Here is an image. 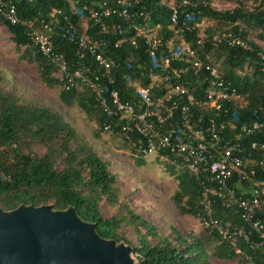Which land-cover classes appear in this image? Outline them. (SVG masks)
I'll return each mask as SVG.
<instances>
[{"label": "trees", "instance_id": "16d2710c", "mask_svg": "<svg viewBox=\"0 0 264 264\" xmlns=\"http://www.w3.org/2000/svg\"><path fill=\"white\" fill-rule=\"evenodd\" d=\"M13 1L21 19L32 20L37 30L48 35L44 25L52 28L55 50L63 54L70 71L82 65L94 68V59L79 47L76 35H73V29H69L68 24L82 37L104 38L108 45L106 57L113 62V81L109 83L100 72L101 83L106 92L118 90L123 102L137 104L126 76L131 74L128 61L141 62L146 59L142 39L135 38L137 48L132 46L130 39L134 36V30L131 23L117 16L106 19L108 33L103 34L84 9L103 3L113 6L117 0H77L76 5L68 0ZM127 1L130 3L127 9L134 14V24L144 25L147 22L149 27L159 25L164 41L170 40L171 32L166 30L170 25V10L160 0ZM190 1L194 6L182 9L180 22L185 19V12L194 10L196 22L202 19L212 22L203 31L208 36L231 33L249 46V49H243L230 46L227 41L212 44L205 40V47L198 51L203 61L220 65L230 88L245 99L244 105L233 102L227 106L228 119L236 121V124L264 121V50L249 39L251 33L257 32V38L264 41V0H225L238 7L223 12L213 10L208 5L211 0ZM52 10L59 13L52 17ZM0 22L12 35L15 49L22 53L21 58L36 65L41 81L48 86H60V100L68 105L76 103L86 118L96 124L95 138L104 132L105 124L114 125L113 119L102 113L95 97L85 87L78 84L66 89L65 81L53 75L56 69L49 65L45 57L36 53L25 27L11 25L1 19ZM114 24H119L121 34H118ZM200 32V28H195L191 34L187 33L186 40L193 49L198 47L196 40ZM124 34L125 42L114 48L113 44ZM236 70H242L244 75H238ZM187 79L192 86L199 89L202 86L189 74ZM7 81L0 72V209L10 211L21 204L35 207L53 205L56 210L73 207L82 220L95 224L101 237L131 245L135 264H210V255L220 261L236 260L237 264H248L242 255L235 254L214 234H208L203 241H187L173 229L176 233L175 244L162 237L153 224L133 210L123 196L116 176L111 173L109 162L85 136L60 112L44 103L24 100L15 91H4ZM211 115L216 116L213 112ZM223 120L226 119L220 114L217 121ZM112 132L118 134V128L113 126ZM250 140L264 142V130ZM123 141L125 147L131 149L129 143ZM139 158L142 159L141 156ZM167 169L177 180L172 195L176 209L181 215L199 218L202 212L201 187L188 173L176 174L171 167ZM103 204L108 206L106 213L101 209ZM214 216L223 222L240 224L238 217H232L227 209L221 207L220 201L214 206ZM124 228L133 231L136 244L121 237ZM215 241L217 244L213 245ZM239 246L255 262L264 264V254H253L243 243H239ZM209 248L210 255L207 253Z\"/></svg>", "mask_w": 264, "mask_h": 264}, {"label": "built area", "instance_id": "2783aa9c", "mask_svg": "<svg viewBox=\"0 0 264 264\" xmlns=\"http://www.w3.org/2000/svg\"><path fill=\"white\" fill-rule=\"evenodd\" d=\"M68 1L73 5L78 3ZM160 1L170 10V25L166 30L171 32V38L167 42L159 25L134 24V14L126 7L130 4L127 0H117L113 6L103 3L84 7L103 34L108 33L106 19L117 16L131 23L132 46L137 48L135 38L142 39L146 59L128 61L131 74L126 76L137 104L123 102L118 90L106 92L101 83L100 72L109 83L113 81V62L106 57L108 45L104 38L82 37L68 24L79 47L94 59V68L82 65L70 71L63 54L55 50L50 26L44 25L48 35L37 30L32 20L21 19L13 0H0V19L25 27L31 46L56 69L53 75L65 81L66 89L80 84L95 97L102 113L113 119L114 125L105 124L104 131L112 132L113 126L117 127L118 134L129 143L135 155L152 158L174 170H185L193 177L202 190L199 220L203 230L216 235L248 264H261L242 250L239 243L255 255L264 254V142L250 140L264 130V121L236 124L228 119L227 106L233 102L244 105L245 99L230 88L220 65L203 61L198 52L205 47V40L212 44L227 41L230 46L243 49L249 46L231 33L208 36L201 31L196 40L198 47L193 49L186 36L200 28L202 20L196 22L194 10L185 12L182 22L180 16L183 8L194 5L190 0ZM208 5L218 11L212 3ZM58 13L52 10L51 16ZM113 26L121 34L119 24ZM125 37L124 34L116 41L114 48L120 47ZM236 73L244 75L242 70ZM188 74L201 83L200 89L188 83ZM220 114L226 120L218 122ZM218 201L232 217H238L240 224L223 222L214 216Z\"/></svg>", "mask_w": 264, "mask_h": 264}, {"label": "rangeland", "instance_id": "374dc122", "mask_svg": "<svg viewBox=\"0 0 264 264\" xmlns=\"http://www.w3.org/2000/svg\"><path fill=\"white\" fill-rule=\"evenodd\" d=\"M210 3L214 9L221 12L238 7L225 0H211ZM211 24L209 20L202 19L199 24L201 31ZM257 35V32H253L249 39L258 43L264 50V41L258 39ZM21 55V51L15 49L12 35L0 22V72L8 80L4 91H15L24 100L40 101L60 112L67 122L83 134L109 162V169L116 176L127 202L134 211L153 224L162 237L175 244L176 233L173 229L187 241L192 239L203 241L208 237L199 218L181 215L176 209L172 195L177 180L167 167L152 158L140 159L129 147H125L123 139L118 134L104 131L99 138H95L96 124L86 118L76 103L64 104L60 100V86H48L42 82L36 65L21 58ZM184 172L186 171L182 169L175 171L176 174ZM101 209L105 213L109 211L106 204H103ZM121 237L136 244L133 231L129 228L122 230ZM214 244L216 245L217 241ZM207 253L210 255V248ZM208 261L210 264H237L236 260L220 261L211 255L208 256Z\"/></svg>", "mask_w": 264, "mask_h": 264}, {"label": "water", "instance_id": "95a60500", "mask_svg": "<svg viewBox=\"0 0 264 264\" xmlns=\"http://www.w3.org/2000/svg\"><path fill=\"white\" fill-rule=\"evenodd\" d=\"M0 264H135L132 246L105 239L75 208L0 209Z\"/></svg>", "mask_w": 264, "mask_h": 264}]
</instances>
